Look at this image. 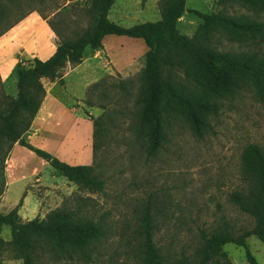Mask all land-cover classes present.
Wrapping results in <instances>:
<instances>
[{
  "label": "rangeland",
  "instance_id": "rangeland-1",
  "mask_svg": "<svg viewBox=\"0 0 264 264\" xmlns=\"http://www.w3.org/2000/svg\"><path fill=\"white\" fill-rule=\"evenodd\" d=\"M117 1L110 18L129 26L166 17L172 0H155V6L151 5V0ZM255 2L254 5H242L234 0H186L185 6L262 21L264 25V1ZM13 5L12 10L0 18V30L12 19L26 14L0 35V45L7 54L13 53L8 60L16 64L30 63L37 54V57L45 56V50L52 44L56 47V39L92 32L98 19L91 0H44L41 3L15 0ZM119 6L127 11L126 15L121 17L117 14ZM199 20L193 11L185 10L179 17L178 27L181 32L192 35ZM223 36L222 48L256 51L258 56L264 57V40L258 36L242 32L232 37L228 33ZM128 38V35L108 34L96 55L95 50H87L88 62L67 77L62 93L64 106L55 107L48 119V127L36 141L41 144L38 147L69 164L96 163L98 174L104 181L101 191L79 190L76 184L67 186L65 176L57 173L47 160L26 146L19 144L14 147L13 155L27 167L34 165L41 175L56 181L49 187V195L44 196L43 191L37 189L41 205L51 210L75 193L88 195L91 198L87 207L98 213L106 211L114 231H127L131 235L137 214L150 201L156 222L154 239L177 255L180 251L190 254L198 243L199 229L210 230L223 218L230 221L235 231L251 227L252 217L229 199V192L243 185L241 162L247 145L254 143L264 149V101L259 100L253 86L243 80L237 90L221 98L217 113L210 117L211 131L197 137L181 119H174L169 139L155 155L149 156L133 129L136 112L134 93L139 82L135 77L142 67L143 55L138 49L140 42ZM129 52L133 57L130 72L123 76L117 69L118 60ZM71 64L68 62L62 73ZM130 76L135 78L133 83L120 82L121 78ZM98 81L101 84L93 86ZM12 84L16 86L13 78L7 82L8 87ZM100 115L105 120L106 134L102 135L93 157L91 117ZM15 171H9V182L0 197V211L18 206L33 178L30 175L12 180L11 173ZM3 173L5 177V163ZM68 200L71 204L74 201ZM40 214V211L31 213L30 218L43 217ZM0 235L10 238L8 225L2 226ZM246 241L256 264H264L262 241L254 234L249 235ZM123 243L125 240L118 235L109 237L104 255L106 264H132L131 255L126 254L129 247ZM223 250L225 254L209 264H252L242 246L227 242ZM39 253L38 264H82L76 260H52L44 251ZM111 254L113 257L109 258ZM7 257H14L10 244L2 250V258ZM4 264L11 263L5 260Z\"/></svg>",
  "mask_w": 264,
  "mask_h": 264
},
{
  "label": "trees",
  "instance_id": "trees-1",
  "mask_svg": "<svg viewBox=\"0 0 264 264\" xmlns=\"http://www.w3.org/2000/svg\"><path fill=\"white\" fill-rule=\"evenodd\" d=\"M33 1L41 3L44 0ZM115 1L92 0L98 12L92 32L56 39L55 50L49 57L41 59L34 56L30 63H18L16 96L6 93L0 80V196L5 187L4 163L16 141L47 160L59 174L76 184L79 190L94 192L103 189L104 181L98 174L96 163L69 164L28 142L24 134L45 95L42 77L49 80L60 77L62 68L68 62L77 64L82 61L87 50L101 48L107 34L140 37L147 46L145 64L135 77L139 82L134 93L136 112L133 129L149 156L155 155L169 139L174 119H181L197 137H203L211 131L210 117L217 113L221 98L237 90L243 80L251 84L259 100L264 101V57L258 56L256 51H235L221 47L226 33L232 37L242 32L264 40L262 21L234 17L220 11L203 12L190 8L187 10L193 11L200 22L195 33L188 35L178 27L186 0H172L166 17L129 26L121 25L109 17ZM234 1L242 5L256 3L255 0ZM13 4L15 0H0V18L12 10ZM25 14L7 23L0 30V35ZM135 78H121L120 82L125 80L133 83ZM99 84L101 81L95 82L93 86ZM91 120L94 157L106 128L102 115L91 117ZM241 173L243 185L229 192V199L252 217V226L235 231L230 221L223 218L220 224L210 230L200 228L198 243L190 254L180 251L177 255L175 251L156 242V222L150 201L141 207L132 234L129 235L127 231H114L106 211L98 213L87 207L91 197L75 193L43 217L23 219L17 206L5 212L0 211V234L4 224L10 228L9 239L0 235V264H3L2 250L6 244L11 245L14 257L21 258L22 264H38L40 251L47 253L52 260H76L82 264L101 261L106 264L105 248L112 235L125 240L123 244L129 247L126 254L131 255L132 264H209L217 261L219 255L225 254L223 245L227 242L244 247L247 259L256 264L246 238L254 234L264 244V149L260 145H247L242 154ZM70 198L74 199L72 204L68 202ZM112 257L111 254L109 258Z\"/></svg>",
  "mask_w": 264,
  "mask_h": 264
},
{
  "label": "crops",
  "instance_id": "crops-1",
  "mask_svg": "<svg viewBox=\"0 0 264 264\" xmlns=\"http://www.w3.org/2000/svg\"><path fill=\"white\" fill-rule=\"evenodd\" d=\"M117 2L118 1L116 0L113 3V5L111 6L110 11H109V17L112 16L113 11H114L116 5L118 4ZM154 3H155V0H151V5H154ZM185 4H186V2H185ZM187 9L188 8H186V6H185V10H187ZM117 10H118L117 14L121 17H122V15L127 14V11L123 10V7L119 6ZM105 38H106V35L103 38V46H104ZM130 38H128V40H130V41L134 40V41L140 42V44H139L140 47H138V49L142 50L143 59L141 62V66H143L145 64V51L147 49V46H146L144 40L140 37L130 36ZM100 49H102V47ZM54 50H55V45L52 44V46L50 48L45 50V52L47 53L45 56H43V57L38 56V57L41 59H45V58L49 57L53 53ZM97 52H98V50H95L94 55H96ZM136 53H137V51H136ZM12 55H13V53L7 54V50L5 48H2L0 45V80H1V83L3 85L5 92L8 94H11L13 96H16L17 86L12 84V87H8V85H7L8 80L13 78V81L17 82V78H18L16 62L14 61L13 63H10L8 60V58L11 57ZM122 57H124V58L118 60L117 69L119 70V72H121L123 74V76H125V75L129 74V72H130L129 68L131 66V59L133 57L131 56V52H129V54L126 55V57L125 56H122ZM88 60H89L88 57L84 56L81 62H79L77 64L69 65L68 70L63 72L60 77H57L54 80H49L46 77H42V81H43V84L45 86V95L43 97V100L40 104L39 109L37 110L32 122H31L30 127L27 129V131L24 134V137L28 142L32 143L35 146L41 145V144H38L36 141L40 140L42 131H44L45 127H48V119L52 115L53 110L55 109V107H61L62 105L64 106V104L62 102V93L65 91V87L67 85V77L71 74V72L78 70L81 66H85V63L88 62ZM60 79L63 80V82L60 81ZM65 107H67V106L65 105ZM68 108H71V107H68ZM19 144L20 143H18L17 141L13 143V145H12L8 155H7L6 161H5V187H4V190L6 188V183L9 182L8 174H9V171H11V169L16 170L14 173H11V179L12 180H20V179H23V178L31 175L33 178H32V180H30L29 185H28V190L25 192L23 198L20 200V202H19L20 204H18V206H17V211L23 219H28L31 217L30 216L31 213H35V212H39V211L41 212L40 216H44L45 212L48 211L49 209L46 206L41 205L42 199L38 195L37 189L42 190L44 196H46L48 194V192L51 190V189H49V187L51 186V184H56V181L50 180L46 176L41 175V172H39L38 169L34 165L31 167H27L26 163H24L21 160H19L18 158H16L13 155V149L15 146H17ZM20 145H22V144H20ZM64 183L67 186H73L74 185V183L68 179L65 180ZM26 198H29V199H26ZM5 260H7L11 264H13V262H15V264H22L21 258H16V257L2 258L3 264H4Z\"/></svg>",
  "mask_w": 264,
  "mask_h": 264
}]
</instances>
